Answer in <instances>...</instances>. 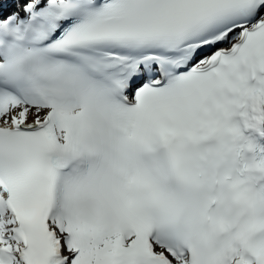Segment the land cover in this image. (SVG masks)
Segmentation results:
<instances>
[{
  "label": "snow or ice",
  "instance_id": "6c2138e0",
  "mask_svg": "<svg viewBox=\"0 0 264 264\" xmlns=\"http://www.w3.org/2000/svg\"><path fill=\"white\" fill-rule=\"evenodd\" d=\"M0 264H264V0H0Z\"/></svg>",
  "mask_w": 264,
  "mask_h": 264
}]
</instances>
